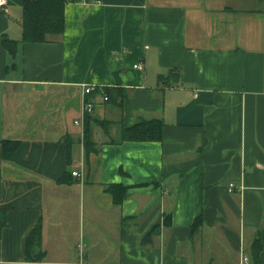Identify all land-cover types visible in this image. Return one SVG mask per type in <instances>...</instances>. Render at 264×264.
Returning <instances> with one entry per match:
<instances>
[{"label": "crops", "instance_id": "obj_1", "mask_svg": "<svg viewBox=\"0 0 264 264\" xmlns=\"http://www.w3.org/2000/svg\"><path fill=\"white\" fill-rule=\"evenodd\" d=\"M24 1L0 9V264H264V0H79L40 44ZM82 86L101 90L81 123ZM149 120L161 141L119 142Z\"/></svg>", "mask_w": 264, "mask_h": 264}, {"label": "trees", "instance_id": "obj_2", "mask_svg": "<svg viewBox=\"0 0 264 264\" xmlns=\"http://www.w3.org/2000/svg\"><path fill=\"white\" fill-rule=\"evenodd\" d=\"M79 0H25L22 4V14L20 20L21 27V43L25 44H40L46 43L61 37L64 29V7L69 3L78 2ZM1 43L8 50L13 52L17 43L8 39H2ZM174 74L173 71L169 75ZM177 76V74H174ZM168 77L159 76L161 85L166 86L165 82ZM110 98L108 89L103 92ZM88 118V116H86ZM85 117V118H86ZM83 129V147L87 153L95 151L94 144L89 137L88 120L85 119ZM97 125L103 130L108 124L97 122ZM119 142H159L162 137V123L159 120L138 121L133 126L121 129L119 133ZM17 141H2L1 155L3 162H10L13 154L18 147ZM67 174H64L58 179L59 184H65ZM114 194L115 204H119L125 197V189L117 188L116 186H107L106 192ZM199 218H196L192 228L197 227L200 223ZM165 223L169 221L166 218ZM6 227L5 210L0 208V237L2 230ZM261 251L259 240H256L252 246V256L256 258ZM45 253L41 250V228L37 224L31 230L25 240V260L28 263L41 262Z\"/></svg>", "mask_w": 264, "mask_h": 264}, {"label": "built area", "instance_id": "obj_3", "mask_svg": "<svg viewBox=\"0 0 264 264\" xmlns=\"http://www.w3.org/2000/svg\"><path fill=\"white\" fill-rule=\"evenodd\" d=\"M6 5L5 0H0V9H2ZM101 90L99 88H96L94 86H82V103H81V122L86 116H91L94 113V104L87 100L88 96H91L92 93L95 90ZM102 94V100L106 102L108 100L107 96L104 93ZM79 122H76L75 124H79ZM82 123V122H81ZM73 177H79V175L76 172L72 173ZM233 185H229V190H231ZM245 260V258H244Z\"/></svg>", "mask_w": 264, "mask_h": 264}]
</instances>
